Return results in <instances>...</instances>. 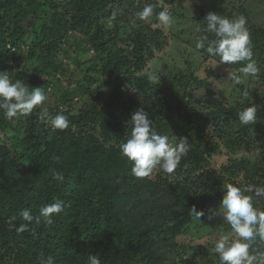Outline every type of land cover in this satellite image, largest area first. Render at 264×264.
Wrapping results in <instances>:
<instances>
[{"label": "trees", "instance_id": "obj_1", "mask_svg": "<svg viewBox=\"0 0 264 264\" xmlns=\"http://www.w3.org/2000/svg\"><path fill=\"white\" fill-rule=\"evenodd\" d=\"M123 1L0 0V71L29 87L53 88L56 76L64 72L62 51L68 56L62 46H71L70 41L76 37L77 45H84L82 50L95 53L93 63H84L83 77L96 69L112 90L104 100V108H98L101 97H94L88 85L65 91L61 98L65 108L71 109L75 98L87 95L94 98V104L79 115L57 107L53 115L65 113L70 121L63 131H53L39 119V106L32 114L11 120L0 115V264H43V258L49 256L55 264H88L90 256H97L101 264H164L156 249L157 241L143 230L146 220L153 224L152 233L169 242L180 236L193 219L186 213L158 223L161 213L151 216L152 212H146L145 217H133V226L126 222V208L138 207L143 200L140 189L119 192L109 183L114 179L124 184L132 178L131 164L118 147L127 134L125 124L117 119L119 115L131 117L145 103L152 107L158 132L177 139L186 137L191 148L175 171L192 165L202 171L221 152L222 140L229 155L236 156L241 151L252 153L260 136H264L256 133L257 122L241 125L237 117L239 108L252 103L258 106L257 120L264 123V95L257 97V102L250 97L243 103L240 99L227 101L219 98L208 80L193 77L182 85L180 95L184 96L177 103L180 91L174 90L168 97L159 95L153 88L160 85L135 76L145 66L148 55L167 46L158 45V38L151 34L158 23L155 13L164 10L165 4L185 0H160L162 7L158 0L150 1L157 6L152 23L136 17L139 10L133 2H126L127 7L122 9ZM114 10L118 16L108 28ZM242 11H236L237 15L243 16ZM247 29L264 87V28ZM243 63L231 67L238 69ZM97 82L89 79L90 85ZM209 108L211 112H207ZM95 132L99 136H94ZM231 171L236 177L244 174L253 188L264 182V161L251 164L233 159ZM57 172L64 176L63 181L53 179ZM202 174L204 184L213 182L214 171ZM174 193L171 189L166 192ZM55 200H62L65 206L53 217L52 224H36L34 219L28 231L20 234L9 225L12 218L17 227L26 223L20 215L23 210L29 209L35 218L41 206ZM184 255V250L179 252L180 259ZM191 257L195 263H210L199 252Z\"/></svg>", "mask_w": 264, "mask_h": 264}, {"label": "rangeland", "instance_id": "obj_2", "mask_svg": "<svg viewBox=\"0 0 264 264\" xmlns=\"http://www.w3.org/2000/svg\"><path fill=\"white\" fill-rule=\"evenodd\" d=\"M115 1L117 3L120 0ZM150 1L153 0H124L121 8L125 9L127 7L126 2H133L135 3V10L141 11L144 4L150 3ZM158 2L161 3L160 7H162V2L160 0ZM240 8L245 10L242 11V15L246 14L244 17L247 21V28H264V0H190V2L189 0H185L180 4H165V9L173 15L175 23L171 28L153 27L151 34L158 38L160 43L158 45L163 44L167 46L163 51L156 49L154 50V55H148L145 66L135 76L144 77L151 81L149 79L150 75L153 73L157 74L160 77V81L154 84L160 86L154 87L153 91L159 93V95L160 93L161 95L167 94V97L173 96L174 90H182V85L186 86L187 82L193 77H199L208 80L211 84L210 88L212 87L221 99L223 98L227 101L239 100L240 92L242 91V87H244V90L250 92L249 97L251 101L257 102V97L264 95L263 82H260L262 77L259 74L257 78H249L243 84L233 87L228 76L230 72L237 70V68L231 67V65H220L216 60L218 57H211L204 50L196 49V40L200 33H197L195 29L204 26L202 21L205 19L207 13L214 12L229 18H236L235 15H237L238 11L240 12ZM231 11L237 12L235 15H230ZM237 17L239 16L237 15ZM39 25L41 24L39 23ZM160 28L164 32H161ZM208 35L211 37V34ZM77 38L83 39L80 35H77ZM77 44L75 37L70 41L71 46H62V49L68 51V56H65L63 51L60 55V63L63 66L64 72L56 76L55 87L49 86L48 89L44 90L48 96V101H46L44 107L49 110L50 114L56 112L57 107L65 109L64 112L70 110L72 115H79L83 110L91 108L94 104V98L90 95L75 98L74 102L70 104L71 109L63 107L61 98L65 91L71 92L79 86L88 85L90 91H94V97H101L98 108H104V100L110 97L112 90L106 84L105 78H101L96 69H92L87 76L83 77L82 68L85 66L84 63H93L95 53L93 50H82L83 43ZM210 71H212V74ZM90 78H93L94 81L99 80V82L90 85ZM200 92L202 96L206 93L204 90ZM181 93L180 91L176 96L177 103L179 97L183 98L184 96V94L180 95ZM141 97L145 96L141 95ZM141 109L149 113V118L152 120V107L144 103ZM209 111L211 112L210 108L207 112ZM117 119L125 124L126 131L128 132V122H130L131 117L128 114H122L117 116ZM256 122L255 124L259 127V130H255L256 133L263 135L264 123L260 120ZM96 130L98 131L97 126ZM127 134L124 140L127 139ZM94 136H99V133L95 132ZM254 137L256 138V134H254ZM263 137L260 136L258 140L259 144L255 146V150L252 153L241 151L237 152L236 156L229 155L226 145L222 140V146L220 145L219 148L221 152L217 153L208 164L206 163L202 171L200 170L201 168L197 169V167L192 165L187 170L179 169V171H174L171 174L157 169L151 176L146 178L131 176L132 178L124 181V184L118 180H109V183L119 192L127 189L141 190L142 203L138 207L129 206L126 208L125 220L130 226H133L135 223L133 222V217H145L146 212H152L151 216H154V213L158 215L161 213L158 223H162L165 219L174 215H184L193 206L198 211L202 210L204 212L201 222L192 220L191 223L186 225V229H184L180 236L169 239V242L162 240L156 233H152L153 224L149 222V219L146 220L143 230L148 233L149 237L157 241L156 249L162 256V263L202 264L195 263L191 257L194 255V252H199L210 260L208 264H219V258L212 251V247L222 224V217L218 212L223 195L221 190L223 183L231 182L238 187L249 189L246 194L252 195L254 203L264 208V196L255 197V189L264 187V182L256 183L258 186H254L253 188L243 177L244 174L236 177V173H230L233 159H237V162L248 161L251 164L264 161ZM209 171H214L215 178L213 182L208 180L204 184L203 179L205 177H203L202 173H208ZM168 189L174 190L176 193L166 194ZM210 209L217 214L213 215ZM224 228L226 231H230L227 225H224ZM182 250L187 253L186 256H183L184 259H180L179 257V252Z\"/></svg>", "mask_w": 264, "mask_h": 264}, {"label": "clouds", "instance_id": "obj_3", "mask_svg": "<svg viewBox=\"0 0 264 264\" xmlns=\"http://www.w3.org/2000/svg\"><path fill=\"white\" fill-rule=\"evenodd\" d=\"M190 2V0H189ZM157 6L146 3L136 17L145 23H152L154 9ZM118 16L113 11L107 21V27L112 28ZM158 21L154 27L171 28L174 23L173 15L167 10L155 13ZM203 27L195 31L200 33L196 40V49L204 50L211 57H218L219 63L236 65L241 62L243 66L230 72L228 79L232 86L241 85L249 78H257L260 68L253 59L250 34L246 27V18L239 16L229 18L214 12L207 13L202 21ZM211 34V37L208 35ZM149 79L159 82L160 77L153 73ZM31 88V90H30ZM249 91L240 92V102L249 98ZM48 96L42 88L29 87L24 81L12 80L6 71H0V115L5 119H13L18 115L28 116L33 110L40 107L39 119L53 131H63L69 128L70 121L67 115L58 112L50 114L44 107ZM258 106L252 103L241 107L237 111L238 121L241 125L254 124L257 120ZM127 139L119 144V151L131 164L130 174L136 178H146L157 169L171 174L180 165L181 160L187 156L191 143L185 138L177 139L167 132H158L154 121L149 118V113L143 109L136 111L128 122ZM53 179L63 181L64 176L57 172ZM222 199L219 204L218 214L222 217V224L218 235L214 239L212 251L218 256L219 264H264V208L254 203V197L246 194L249 189L225 182L221 186ZM264 196V187L255 189V197ZM62 200L40 207L39 215L33 217L29 209L21 212V218L26 223L19 226L13 224L12 218L9 225L15 228L17 234L28 231L30 224L35 219L36 224L45 222L53 223V217L64 209ZM213 215L217 213L210 209ZM188 214L194 221H200L204 215L195 206L189 209ZM224 225L230 228L226 231ZM43 264H55L52 257L43 258ZM88 264H101L97 256H90Z\"/></svg>", "mask_w": 264, "mask_h": 264}]
</instances>
